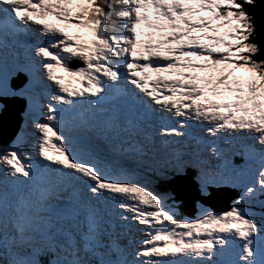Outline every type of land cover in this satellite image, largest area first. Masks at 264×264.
I'll use <instances>...</instances> for the list:
<instances>
[{
    "label": "snow or ice",
    "instance_id": "obj_1",
    "mask_svg": "<svg viewBox=\"0 0 264 264\" xmlns=\"http://www.w3.org/2000/svg\"><path fill=\"white\" fill-rule=\"evenodd\" d=\"M246 5L0 0V119L16 105L39 141L26 153L22 128L0 146V264H264V52ZM153 181L237 194L181 220Z\"/></svg>",
    "mask_w": 264,
    "mask_h": 264
},
{
    "label": "rangeland",
    "instance_id": "obj_2",
    "mask_svg": "<svg viewBox=\"0 0 264 264\" xmlns=\"http://www.w3.org/2000/svg\"><path fill=\"white\" fill-rule=\"evenodd\" d=\"M237 75H245V73L243 72H237ZM24 133L26 135V138H29L28 135H30L31 130L30 129H26L24 128ZM7 140L9 139V137H5ZM13 138V137H12ZM7 142V141H6ZM239 162V160L237 161ZM151 187H153L155 190L156 188L161 187V189H158V191H164V190H168V191H172L175 190L177 192V200L179 201V208L176 209V216L179 217V219L181 220H192L195 219L200 211L202 210V208H210L216 212H221L223 211L221 208L224 207V210H226L232 203V199L230 201H226V196L224 195L223 199H217V203H213L208 202L211 205H208L206 203L203 202H198L197 199L195 197H192V190H195V187H190L187 190H183L181 188L180 185H178L177 183L174 182H162L159 185H157V181H153V183L151 184ZM163 188V189H162ZM232 189V188H231ZM237 194L236 190L233 193V197H235ZM259 200H264V196H260L258 197ZM253 207H251V211H252ZM254 213V219H257L256 215L257 212L256 211H252ZM259 218H260V214H259ZM147 237L144 236V234H142L141 236H139V239H146ZM46 260V258H44Z\"/></svg>",
    "mask_w": 264,
    "mask_h": 264
},
{
    "label": "water",
    "instance_id": "obj_3",
    "mask_svg": "<svg viewBox=\"0 0 264 264\" xmlns=\"http://www.w3.org/2000/svg\"><path fill=\"white\" fill-rule=\"evenodd\" d=\"M258 4V11H257V15L255 17L254 20V24L256 27V43L260 46L261 51L264 52V0H258L257 1ZM263 59H264V55ZM18 115L15 114H10L8 115V121L7 123L4 122L6 117H4L1 122H4L2 124H4V127H7L9 129V134H10V139L14 136V134H16L18 132V127H19V119L17 118ZM10 139L8 141H10ZM0 143H4V141L0 140ZM192 197L196 198V191L192 192ZM233 198L232 194H229V197H227V200L230 201ZM208 205H211L209 203H206ZM222 210H224V207L221 208Z\"/></svg>",
    "mask_w": 264,
    "mask_h": 264
},
{
    "label": "trees",
    "instance_id": "obj_4",
    "mask_svg": "<svg viewBox=\"0 0 264 264\" xmlns=\"http://www.w3.org/2000/svg\"><path fill=\"white\" fill-rule=\"evenodd\" d=\"M239 2H243V0H239ZM255 2H256V0H255ZM245 8H246V10H250V12H252V14L255 16L256 3H255V6H253V7H249V6L246 5ZM255 59H257V60L263 59V56L262 55L256 56ZM159 186H160V184H159ZM159 189H161V187ZM254 210L257 212V215H256L257 223H260L261 222V218H259V214H261L262 210H261L260 207H254Z\"/></svg>",
    "mask_w": 264,
    "mask_h": 264
},
{
    "label": "bare ground",
    "instance_id": "obj_5",
    "mask_svg": "<svg viewBox=\"0 0 264 264\" xmlns=\"http://www.w3.org/2000/svg\"><path fill=\"white\" fill-rule=\"evenodd\" d=\"M3 119V118H2ZM2 119H0V121L2 120ZM4 122H6L7 123V118L5 119V121ZM4 122H1V123H4Z\"/></svg>",
    "mask_w": 264,
    "mask_h": 264
}]
</instances>
